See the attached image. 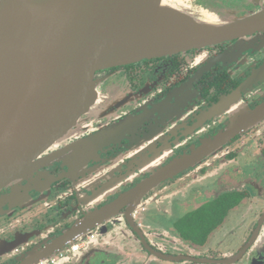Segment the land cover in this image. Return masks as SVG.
<instances>
[{
    "label": "flooded vegetation",
    "instance_id": "1",
    "mask_svg": "<svg viewBox=\"0 0 264 264\" xmlns=\"http://www.w3.org/2000/svg\"><path fill=\"white\" fill-rule=\"evenodd\" d=\"M189 1L205 7L207 0ZM247 3L253 6L252 12L264 8V0H242L241 5ZM263 65L264 31L241 42L230 40L94 71L92 82L101 89V99L97 98L95 109L54 149L89 140L83 163L72 165L59 159L19 183L18 190H0V231L5 232L4 226L10 233L18 225L19 236L26 230L32 233L36 238L31 246L40 250L73 220L92 216L99 208L93 206L94 201L104 196L102 206L108 205L263 105ZM122 124L114 136L102 140L96 136ZM220 162L231 175L226 171L222 179L191 187L189 196L178 198L190 209L184 208L172 228L185 245L199 251L197 257L157 250L151 223L166 214H159L162 204L154 205L151 194L162 195L179 185L177 182L201 181ZM93 195L94 199H89ZM95 195H100L98 200ZM127 215L132 227L122 217L120 224L107 222L105 234H100L101 227L89 232L88 237L96 232L101 244L87 241V248L71 251L68 243V251L75 255L73 261H64L67 254L63 248L56 250L62 253L54 258L32 256L29 260L33 264H96L98 253L105 252L109 255L107 264H114L115 254L104 242H118L124 250L126 241L135 255L145 252L157 259L145 264L161 260H167L165 264L172 260H181L177 264L184 260L187 264H264V113L221 147L150 189ZM42 217L51 220H47L53 227L51 232H44ZM97 245H103L105 251L93 247ZM31 246L18 245L10 255H0V264H14ZM124 254L128 255V250Z\"/></svg>",
    "mask_w": 264,
    "mask_h": 264
},
{
    "label": "water",
    "instance_id": "2",
    "mask_svg": "<svg viewBox=\"0 0 264 264\" xmlns=\"http://www.w3.org/2000/svg\"><path fill=\"white\" fill-rule=\"evenodd\" d=\"M161 1L185 20L189 35L160 42L141 36L139 31L151 0H37V10L29 22L27 9L18 7L15 0H0V112H4L0 118V190H18L19 183L59 159L72 165L83 163L89 140L54 149L79 126L82 117L95 109L97 98L101 99V89L92 82L94 71L230 40L241 42L264 31V8L239 16L226 9L224 14L220 12L215 5L223 0H209L205 7L189 0ZM207 14H212L216 23L207 22ZM263 113L264 104L194 151L162 167L131 191L116 196L108 205L102 206L104 196L98 200L100 195H95L98 201L93 206L99 207L96 212L80 221L73 220L40 250L34 251L31 246L36 238L32 233L26 230L19 236L21 230L16 225L6 236L7 227L2 226L5 232L0 231V255H10L18 245L31 246L14 264H33L29 260L32 256L54 258L62 253H55L56 250L78 238L85 240L82 248H87V241L95 242L92 235L88 237L89 232L101 227L100 234H105L107 222L120 224L123 217L132 227L127 213L150 189L221 147ZM123 127L124 124L96 136L102 140L116 135ZM89 199H94V195ZM41 219L44 232H51V220ZM24 224L27 227L29 223ZM5 243L7 246L3 247Z\"/></svg>",
    "mask_w": 264,
    "mask_h": 264
},
{
    "label": "rangeland",
    "instance_id": "3",
    "mask_svg": "<svg viewBox=\"0 0 264 264\" xmlns=\"http://www.w3.org/2000/svg\"><path fill=\"white\" fill-rule=\"evenodd\" d=\"M241 3H242V0H226V1L223 0V1H219V3L216 4L215 6L217 7L219 11L221 10L220 12L226 9L227 11L233 12L235 15H239V16L252 12L253 6H249L250 3H247V6L241 5ZM210 15L213 16L212 14ZM226 171H228L230 175L232 174V171L230 169L228 170L227 167L225 168L222 162H220V164H217L214 167H212L206 175L202 176L200 178L201 181L199 180V181L192 182V180L189 179L188 181L177 182V184L179 185H177L176 187H172L169 190H166L165 193H163L162 195H157L154 192L151 194V197L154 198L153 200V198L151 199L150 197V199L153 200L151 202H156L154 205L162 204L161 207L158 208L159 214L160 213L166 214V216H162L158 221H156V223L155 222L151 223V227L155 228V231H154L155 235L154 234H151V235H152V239L154 240V244L157 250L165 254L188 255V256L197 257V253L199 251L192 247H189L188 245H185L182 242V240L176 236V233L174 232L172 228L173 223L176 221L177 218L180 217V215L184 211V208L186 207V211L190 209V208H187V206H185L183 202H179L178 198L189 196L190 194L189 188L191 187L193 188L202 187L204 183L206 184L213 180L217 181L219 179H222V176L223 174H226ZM201 198L202 196L197 197L196 201L200 200ZM154 205H151V206H154ZM157 218L158 217H156L155 219ZM156 226H159V227H156ZM93 234H94L93 239L95 242H93L92 245L98 242L99 240L98 238H100L96 232H93ZM75 241L80 242L82 240L78 238ZM83 241H84L83 243L85 244V240ZM104 245L106 248L109 247V249H111L112 252L115 254L114 256H112L114 264H125V260L127 262L126 264H132L133 261L141 262V264H145L144 262L148 260H151V261L155 260L157 262V259L152 254L143 252L142 254L138 253V255H135L134 250H132V248L130 247V242H126V241L124 242V246H125L124 250L120 249L121 247H119L118 242H116L115 244L116 246L107 245L105 244V242H104ZM93 247L99 248L101 251H105V247H103V245H97ZM218 249H219V246H218ZM63 250L65 254H67L66 255L67 257L63 258L64 261L66 260L68 263L75 259L74 258L75 255L71 254V252L68 251V246L63 248ZM126 250H128L129 252L128 255L124 254V251ZM98 255L99 256H97L96 258L97 259L96 264H107L106 259H107V256L109 255L105 252H99ZM180 261L181 260H172V261H169L168 264H177ZM167 262H168L167 260H161V263H158V264H165ZM182 262H184L185 264L189 263L186 260ZM184 263H180V264H184Z\"/></svg>",
    "mask_w": 264,
    "mask_h": 264
},
{
    "label": "bare ground",
    "instance_id": "4",
    "mask_svg": "<svg viewBox=\"0 0 264 264\" xmlns=\"http://www.w3.org/2000/svg\"><path fill=\"white\" fill-rule=\"evenodd\" d=\"M15 1L18 7L27 9V22H29L37 10L38 6L34 4L37 0ZM206 21L216 23L215 17L210 14L206 15ZM143 23L139 34L156 42L190 34V30L185 26V20L161 0H151L144 14ZM3 114L4 112H0V118L4 116Z\"/></svg>",
    "mask_w": 264,
    "mask_h": 264
},
{
    "label": "built area",
    "instance_id": "5",
    "mask_svg": "<svg viewBox=\"0 0 264 264\" xmlns=\"http://www.w3.org/2000/svg\"><path fill=\"white\" fill-rule=\"evenodd\" d=\"M83 245L84 243L82 241L80 242L73 241L72 244L70 245V249L71 251H75L78 247H81Z\"/></svg>",
    "mask_w": 264,
    "mask_h": 264
},
{
    "label": "trees",
    "instance_id": "6",
    "mask_svg": "<svg viewBox=\"0 0 264 264\" xmlns=\"http://www.w3.org/2000/svg\"><path fill=\"white\" fill-rule=\"evenodd\" d=\"M205 1H206V0H205ZM208 1H209V0L206 1V5L208 4Z\"/></svg>",
    "mask_w": 264,
    "mask_h": 264
},
{
    "label": "crops",
    "instance_id": "7",
    "mask_svg": "<svg viewBox=\"0 0 264 264\" xmlns=\"http://www.w3.org/2000/svg\"><path fill=\"white\" fill-rule=\"evenodd\" d=\"M92 240H94V239H92ZM102 243V242H101ZM101 243H99V244H101ZM84 246V245H83ZM83 246H81V247H83Z\"/></svg>",
    "mask_w": 264,
    "mask_h": 264
}]
</instances>
